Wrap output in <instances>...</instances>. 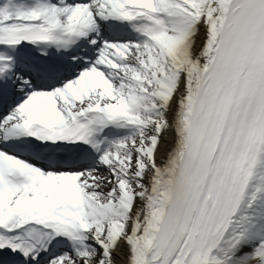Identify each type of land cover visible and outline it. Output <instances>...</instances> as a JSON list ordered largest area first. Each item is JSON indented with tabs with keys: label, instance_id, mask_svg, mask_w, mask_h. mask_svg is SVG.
Masks as SVG:
<instances>
[{
	"label": "snow or ice",
	"instance_id": "1",
	"mask_svg": "<svg viewBox=\"0 0 264 264\" xmlns=\"http://www.w3.org/2000/svg\"><path fill=\"white\" fill-rule=\"evenodd\" d=\"M0 264H264V0H0Z\"/></svg>",
	"mask_w": 264,
	"mask_h": 264
}]
</instances>
